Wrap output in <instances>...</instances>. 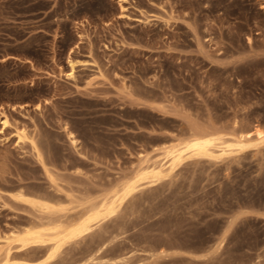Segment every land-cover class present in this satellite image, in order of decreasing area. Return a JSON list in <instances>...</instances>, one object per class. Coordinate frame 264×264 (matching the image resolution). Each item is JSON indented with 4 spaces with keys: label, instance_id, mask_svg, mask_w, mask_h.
<instances>
[{
    "label": "rangeland",
    "instance_id": "1",
    "mask_svg": "<svg viewBox=\"0 0 264 264\" xmlns=\"http://www.w3.org/2000/svg\"><path fill=\"white\" fill-rule=\"evenodd\" d=\"M0 111V262L85 264L106 243L121 264H264V0H0ZM194 131L251 146L126 195ZM115 191L119 213L53 257L43 224Z\"/></svg>",
    "mask_w": 264,
    "mask_h": 264
},
{
    "label": "bare ground",
    "instance_id": "2",
    "mask_svg": "<svg viewBox=\"0 0 264 264\" xmlns=\"http://www.w3.org/2000/svg\"><path fill=\"white\" fill-rule=\"evenodd\" d=\"M69 64L72 67V71L67 75H69V77H73L74 76L73 70L75 63L72 60H70ZM0 117L4 118L3 120H1L3 128H7L9 126V121L7 119L6 113L4 111H0ZM69 135L73 143H75L76 140L73 138V133L70 132ZM192 135H193L192 137L188 138L181 144L167 147L163 155L160 156L161 158L155 160L151 164H150L151 159L144 155L142 157L143 165L140 166L138 169L137 180L132 183H127L123 187L124 190H126L125 191L126 195H129L132 192H134L138 188L137 183L140 181L146 180L148 181V183H155L157 181H160L163 177L167 175L166 174L167 170H172V169L174 170V168L180 165L184 157L189 153L208 155L210 157L211 156L214 157L213 152L216 147H220L223 150V153L226 154L241 153L245 151V149L251 146L250 142L252 141V133L239 134L238 137H236L235 139L229 142L223 140L222 137L215 135L213 136L206 135V134L203 135L202 133L197 131H194V134ZM256 136L258 140L264 141L263 131H257ZM17 137L19 139V142L23 141V139L25 138L21 133H17ZM167 164H169L168 168L166 167ZM123 198L124 197H122L119 194V191H115L113 198L111 199H109V197L108 199L105 198V201L100 205L97 204V207L96 205H94L95 207H93V209H91L90 212L88 211L89 212L88 216H86V218L80 222H76L77 220L74 219L75 221L73 222L75 223L71 222L72 224H66L61 219H57V218L56 220H54L55 218L48 220L47 224H43V226H46L44 227V229L51 231L53 235H56L57 238V244L52 249L51 255L55 257L63 245L70 243L75 239L77 240V238L79 237L85 236L95 228V225L98 224L99 227L100 222L114 216L117 212L119 213V210H121L119 208L121 206V202ZM34 205L36 207L37 206L40 207V209H42L43 211L45 210L47 212L53 213L52 212L54 210L53 207H51L47 203L34 202ZM39 234H41V231H37L34 228H30L26 231V235H27L26 239L31 242L34 240L32 238L36 237ZM105 247H106V243L103 244L96 251H94L93 248H91L92 251H90V256L88 257L85 264H121L122 262L125 261L126 259L125 257L119 260H104L101 254ZM164 253H165L164 251L161 252V254ZM4 261L6 262L4 264H12L9 262L10 257L6 258ZM4 261H1L0 264H2Z\"/></svg>",
    "mask_w": 264,
    "mask_h": 264
}]
</instances>
